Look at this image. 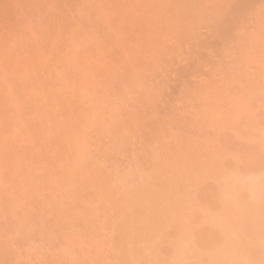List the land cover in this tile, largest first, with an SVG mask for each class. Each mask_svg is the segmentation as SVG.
<instances>
[{
  "label": "rangeland",
  "instance_id": "374dc122",
  "mask_svg": "<svg viewBox=\"0 0 264 264\" xmlns=\"http://www.w3.org/2000/svg\"><path fill=\"white\" fill-rule=\"evenodd\" d=\"M0 264H264V0H0Z\"/></svg>",
  "mask_w": 264,
  "mask_h": 264
}]
</instances>
